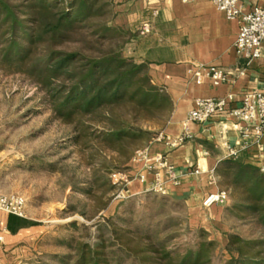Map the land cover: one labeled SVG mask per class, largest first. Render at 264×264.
<instances>
[{
	"label": "trees",
	"instance_id": "trees-1",
	"mask_svg": "<svg viewBox=\"0 0 264 264\" xmlns=\"http://www.w3.org/2000/svg\"><path fill=\"white\" fill-rule=\"evenodd\" d=\"M108 6L103 0H0V67L37 83L49 95L55 116L74 124L77 142L96 137L115 154L119 165L128 166L135 153L157 135L138 122L165 123L172 103L152 83L146 65L125 55L127 33L111 23ZM91 119L103 128H96ZM108 165L105 163L107 169ZM216 172L233 198L229 210L244 212L241 217H253L264 229V170L229 159L221 161ZM101 185L115 188L110 179ZM106 221L113 237L106 239L98 229L79 242L74 264H110L113 244L141 264L212 263V257L200 259L215 247L214 241L202 239L195 247H187L186 255L175 263L162 241L143 238L130 228L119 231L111 220ZM38 224L14 214L8 219L12 233ZM229 239L226 248L232 256L220 264H264V238L232 234Z\"/></svg>",
	"mask_w": 264,
	"mask_h": 264
},
{
	"label": "rangeland",
	"instance_id": "rangeland-1",
	"mask_svg": "<svg viewBox=\"0 0 264 264\" xmlns=\"http://www.w3.org/2000/svg\"><path fill=\"white\" fill-rule=\"evenodd\" d=\"M108 8L112 11L110 4ZM90 122L103 128L96 120ZM138 123L157 134L165 124ZM76 135L74 124L55 116L49 95L37 83L0 67V195L22 196L26 215L39 223L36 232L0 249V264H74L79 242L98 229L106 239L113 237L106 220L118 230L130 228L143 238L162 241L175 263L186 255L187 247H195L202 239L214 241L215 247L200 261L209 256L212 263L204 264H220L232 256L226 248L230 235L264 238V229L253 217H241L244 212L229 210L232 197L221 220L213 224L201 223L184 200L154 191L128 194L127 183L119 174L126 173L129 182L136 178L129 172L135 155L128 166L119 165L115 154L96 137L77 142ZM106 179L112 181L114 189L101 185ZM223 179L221 186L229 191ZM109 197L107 207L99 210ZM112 247L110 264H141L117 250V245Z\"/></svg>",
	"mask_w": 264,
	"mask_h": 264
},
{
	"label": "crops",
	"instance_id": "crops-1",
	"mask_svg": "<svg viewBox=\"0 0 264 264\" xmlns=\"http://www.w3.org/2000/svg\"><path fill=\"white\" fill-rule=\"evenodd\" d=\"M103 1L110 4L111 23L127 33L125 55L138 64L146 65L152 83L171 99L172 111L162 127L167 135L175 136L182 129L183 119L194 107L197 98H219L232 94L236 99L232 104H235L244 92L264 89V57L247 61L237 55L235 41L240 22L228 19L211 0ZM239 2L245 12L255 6L264 7V0ZM143 22L150 23L151 30L141 36L138 28ZM197 64L223 68L231 73L229 81L218 86L208 81H193L188 70ZM189 128L194 138L181 146L171 147L165 141L153 138L146 149L152 156L166 155L179 178L177 185L166 184L165 194L186 201L201 223L210 221L215 224L221 220L226 205L206 207L203 201L210 193L224 189L222 178L216 172L221 161L229 160L223 143L227 142L238 150L236 159L263 169L264 136L258 141L244 140L227 116L215 117L206 124L193 123ZM197 167L201 170L199 174L193 172ZM131 168L129 172L134 176L142 170L143 164L135 162ZM167 175L166 169L161 170L163 180L167 179ZM153 184V173H147L145 180L133 178L127 184L126 192L138 194L151 191ZM9 215L0 210V249L12 247L23 237L36 232L37 226L10 232Z\"/></svg>",
	"mask_w": 264,
	"mask_h": 264
},
{
	"label": "built area",
	"instance_id": "built-area-1",
	"mask_svg": "<svg viewBox=\"0 0 264 264\" xmlns=\"http://www.w3.org/2000/svg\"><path fill=\"white\" fill-rule=\"evenodd\" d=\"M192 2L195 0H183ZM214 6L223 11L228 19H237L240 22L239 32L235 41V50L239 57L252 61L264 57V7L255 6L251 11H243L239 0H211ZM151 30V24L143 22L138 33L146 35ZM190 78L197 82H210L218 86L229 81L230 72L217 65L197 64L189 70ZM240 74H244L241 72ZM234 96L228 94L219 98H197L194 107L190 109L183 119L182 129L175 135L170 136L163 131L158 133L155 141H165L171 147H178L186 141L193 140L190 124H206L215 117L227 116L232 120L233 128L244 140H260L264 136V89L244 92L235 104ZM227 150L228 159H236L238 150L227 142L223 143ZM166 155H150L146 148L140 149L134 156V161L143 164L142 170L136 174V178L145 180L147 173H153L154 184L151 191L165 194L166 184H179V178L175 174L174 167L167 161ZM166 169L167 179L163 180L161 170ZM264 170V168H263ZM195 174L201 172L197 167ZM119 178L128 184L129 176L119 174ZM229 202V191L222 189L207 195L203 205L209 207L213 204L226 205ZM0 210L20 217L26 215V200L19 195H0ZM0 243L2 237L0 236Z\"/></svg>",
	"mask_w": 264,
	"mask_h": 264
}]
</instances>
